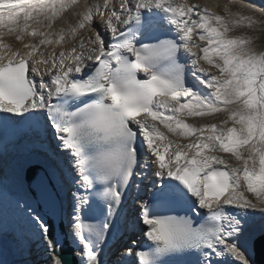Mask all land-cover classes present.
Listing matches in <instances>:
<instances>
[{"label":"snow or ice","instance_id":"snow-or-ice-1","mask_svg":"<svg viewBox=\"0 0 264 264\" xmlns=\"http://www.w3.org/2000/svg\"><path fill=\"white\" fill-rule=\"evenodd\" d=\"M259 32L264 0H0V264H256Z\"/></svg>","mask_w":264,"mask_h":264},{"label":"bare ground","instance_id":"bare-ground-1","mask_svg":"<svg viewBox=\"0 0 264 264\" xmlns=\"http://www.w3.org/2000/svg\"><path fill=\"white\" fill-rule=\"evenodd\" d=\"M258 1V0H257ZM256 0H249V2H252V3H258ZM195 2H201V3H207L209 6H212V5H214L215 3H217V0H195ZM220 2H223V0H220ZM190 120V119H189ZM193 120V119H192ZM172 139H177V137H172ZM118 251V249H117V246H116V249H115V251ZM8 256H9V259H12V260H15L16 259V257H15V255L13 254V253H11V251H9V254H8ZM17 257H18V255H16ZM35 259H38V257L37 256H33ZM33 258V259H34ZM17 260V259H16Z\"/></svg>","mask_w":264,"mask_h":264},{"label":"water","instance_id":"water-1","mask_svg":"<svg viewBox=\"0 0 264 264\" xmlns=\"http://www.w3.org/2000/svg\"><path fill=\"white\" fill-rule=\"evenodd\" d=\"M255 260L256 264H264V248L259 243L256 246Z\"/></svg>","mask_w":264,"mask_h":264},{"label":"rangeland","instance_id":"rangeland-1","mask_svg":"<svg viewBox=\"0 0 264 264\" xmlns=\"http://www.w3.org/2000/svg\"><path fill=\"white\" fill-rule=\"evenodd\" d=\"M257 1V0H256ZM259 2V0L257 1ZM201 3V2H200ZM255 35H259L261 37V40H260V46L261 47H264V32H259V33H255ZM189 123H199V121H196L195 119H190L189 120ZM12 264V263H10Z\"/></svg>","mask_w":264,"mask_h":264}]
</instances>
